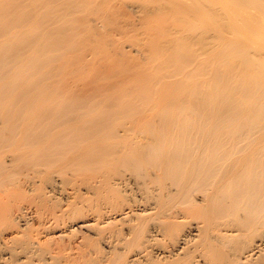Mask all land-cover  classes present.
Segmentation results:
<instances>
[{"label":"bare ground","instance_id":"1","mask_svg":"<svg viewBox=\"0 0 264 264\" xmlns=\"http://www.w3.org/2000/svg\"><path fill=\"white\" fill-rule=\"evenodd\" d=\"M123 3L0 0V223L68 179L95 200L77 228L107 250L18 235L11 256L264 264V0ZM47 210L55 229L69 212Z\"/></svg>","mask_w":264,"mask_h":264},{"label":"rangeland","instance_id":"2","mask_svg":"<svg viewBox=\"0 0 264 264\" xmlns=\"http://www.w3.org/2000/svg\"><path fill=\"white\" fill-rule=\"evenodd\" d=\"M133 1H135V0H124V3H123L124 9L128 13H130V16H131V9L129 6L131 3H133ZM130 19H131L130 17L124 18L122 20V22L126 23L129 20L130 22L132 21L134 23V20H130ZM137 54L138 53L132 52V55L133 56L135 55L134 57H136ZM130 60L133 61L134 59H130ZM98 64L100 65V63H98ZM101 65H103V64H101ZM87 77H89V76H87ZM89 78H91L93 80L94 76H91ZM86 79H88V78H86ZM61 189H63V192L59 195L47 193L48 190L45 188V184L42 185V184L38 183L37 186L35 187V191L31 195H25L26 197H23L20 199L15 197V198L9 200V203H8V208L10 207V209H8L9 211H11V210L14 211L18 207L19 208L25 207V211H24L25 212V219H24L25 222L24 221L19 222L18 220H14V219L12 220L10 217H9L10 219H8V217H7V219H5V218L4 219L7 221L8 224H6V221H4V219H3V222L5 224L3 222H1L2 223V225H1V223H0V225L2 226L0 229L1 230L3 229L2 231L0 230V233H2L1 234L2 236L0 237L1 238L0 239V251H1L0 257L2 258V260H0V262L2 264H6V263L16 264V261L18 262V260L14 261L15 257L17 259L19 258V254H17V251H16V254L18 255V257L16 254L14 255L16 249L13 250L14 244L12 245L13 242L11 241L12 237H18V235H20L19 238L21 237L20 238L21 241L26 240V242H25L26 244H31V243L32 244H38V243H40V244L44 243L45 244V242L46 243L55 242L53 244H55L57 247L61 245L60 247L65 248L66 246H70V244L73 245V242H75V240L76 241L82 240V237L84 238V236H83V234H84L86 237L85 239L88 243L94 241V244L93 243L92 244L96 245V247H97L96 249L98 252L105 253L107 251L106 248L101 243V241H100L101 239L99 236H94L92 234L89 235V233L85 232L84 230H80L77 228L78 222L80 223V221H86L91 217L90 216L91 213L89 214L87 212H89L90 211L89 209L94 206V203H95L94 198L90 197L89 195L84 194L83 191L81 189H79L76 182L69 181L68 179H64L63 183L61 184ZM30 205L32 206V208H29V207H31ZM47 208L50 210H55V212L62 211L65 209L69 211L68 216L65 217V220H62L63 223L62 222L60 223L61 226L59 225V222L61 220L58 221V224L57 223L55 224L56 229L52 228V227H54L52 222L51 223L48 222L49 224H51V225H49V229H48V227H46V225H48V223H47V221L45 222V220H46V218L49 217V215L47 216V214L49 212L47 210ZM72 212H74L75 215H73ZM45 216H47V217H45ZM42 217H43V219H42ZM76 217H78L79 219H76ZM64 223H65V225H64ZM58 226H59V228H58ZM59 230L61 232L64 230L62 235H64L65 237L62 235H61L62 237L56 236V235L60 234V233H58V232H60ZM74 230H76V231H74ZM75 234L78 236V237L76 236L77 239L75 238ZM53 236L55 238L56 237L58 238V239L57 238L55 239L56 241L58 240L57 242L55 240L51 239V238H53ZM22 238H24V239H22ZM89 238H91V239H89ZM18 242H19V240H18ZM22 243H24V242L22 241ZM52 243H51V246L52 247L55 246ZM76 244L77 243L75 242V245ZM72 245H71V247L75 246V245H73V246ZM1 246H2V248H1ZM6 246L9 249H7ZM3 247L6 248V250ZM2 250L4 253L2 252ZM11 250H13V251H11ZM10 251L12 254H9ZM9 255H10V257H9ZM11 255H13L15 257H13ZM5 258L8 262L5 261ZM4 261L6 263H4Z\"/></svg>","mask_w":264,"mask_h":264}]
</instances>
